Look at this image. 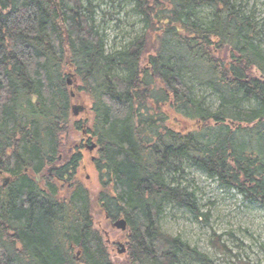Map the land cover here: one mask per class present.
Segmentation results:
<instances>
[{
	"label": "trees",
	"instance_id": "obj_1",
	"mask_svg": "<svg viewBox=\"0 0 264 264\" xmlns=\"http://www.w3.org/2000/svg\"><path fill=\"white\" fill-rule=\"evenodd\" d=\"M55 1L0 0V264H213L160 218L202 217L186 168L264 207V26L236 0H112L142 26L106 53L93 0ZM83 134L95 187L77 180ZM100 218L127 223L120 263Z\"/></svg>",
	"mask_w": 264,
	"mask_h": 264
},
{
	"label": "rangeland",
	"instance_id": "obj_2",
	"mask_svg": "<svg viewBox=\"0 0 264 264\" xmlns=\"http://www.w3.org/2000/svg\"><path fill=\"white\" fill-rule=\"evenodd\" d=\"M112 0H93L95 7V27L104 36L105 52L110 53L130 43L141 32L140 17L132 12L131 6L120 8ZM242 4L247 15L264 26V0H236ZM208 9L200 10L203 17ZM264 50V46H262ZM253 73L257 75L255 70ZM197 96L203 94L207 104L215 105L216 97L202 89H195ZM83 102H75L82 110L74 117L78 121L91 120L89 99L83 96ZM87 103V104H86ZM72 110V108H71ZM84 135V136H83ZM81 143L87 144L88 136L83 134ZM94 143V141L92 140ZM72 150L63 152L65 158ZM83 162L77 173V180L84 186H97V175L93 167L96 151L82 150ZM60 155L61 162L63 157ZM65 155V156H64ZM50 168H47L49 170ZM50 174V175H49ZM46 176H51V172ZM3 178L0 180L2 183ZM182 184L189 186L195 193L198 209L202 217L194 218L186 209L167 204L160 218L163 232L172 237H180L191 248L205 255L213 264H264V207L258 203H249L236 191L224 188L210 180L197 169L186 168ZM104 239L109 241L108 250L112 258L120 263L124 254L117 249L123 244L126 235L112 227V222L100 218ZM126 253V252H125Z\"/></svg>",
	"mask_w": 264,
	"mask_h": 264
},
{
	"label": "water",
	"instance_id": "obj_3",
	"mask_svg": "<svg viewBox=\"0 0 264 264\" xmlns=\"http://www.w3.org/2000/svg\"><path fill=\"white\" fill-rule=\"evenodd\" d=\"M48 2L51 4V6H52L53 8H56V7H57V3H56L55 0H48ZM67 85H68V86L71 85V82H70L69 78L67 79ZM33 99H34V98H33ZM80 110H82V108L79 107V106H74V107H72V114H73V116L76 117V116L78 115V113H79ZM87 148H88L89 151H93V150L95 149V144L92 143V144H91L90 146H88ZM6 183H7V181H5V182L3 183V186H5ZM112 227L115 228L116 230L120 231V232H125L126 229H127V223H126V221H125L124 219H117L116 221H114V222L112 223ZM108 242H109V241H108ZM118 246H119V248L117 249V253H118L119 255L124 254L125 251H126L124 245H123V244H120V245H118Z\"/></svg>",
	"mask_w": 264,
	"mask_h": 264
},
{
	"label": "flooded vegetation",
	"instance_id": "obj_4",
	"mask_svg": "<svg viewBox=\"0 0 264 264\" xmlns=\"http://www.w3.org/2000/svg\"><path fill=\"white\" fill-rule=\"evenodd\" d=\"M50 169L49 170H47L46 169V173H50L51 172V176H53V173H52V171L53 170H57V168H56V166H52V167H49ZM50 175V174H49ZM43 176H44V174H42V175H38V176H34V180H35V182H36V184H41L42 186H44V181H43ZM3 178V181H2V183L0 182V185L3 187V183L5 182V181H7V183H6V185L5 186H7V184H8V182L10 181L7 177H5V176H2V177H0V180ZM78 253H76V255H77ZM78 256V255H77Z\"/></svg>",
	"mask_w": 264,
	"mask_h": 264
}]
</instances>
